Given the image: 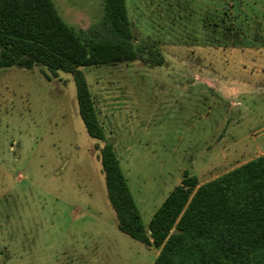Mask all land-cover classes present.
Segmentation results:
<instances>
[{
	"label": "rangeland",
	"instance_id": "374dc122",
	"mask_svg": "<svg viewBox=\"0 0 264 264\" xmlns=\"http://www.w3.org/2000/svg\"><path fill=\"white\" fill-rule=\"evenodd\" d=\"M84 39L104 0H52ZM141 56L80 67L104 141L59 71L0 68V264H152L118 230L109 143L146 227L186 171L199 184L264 153V0H125ZM159 53L161 65H150Z\"/></svg>",
	"mask_w": 264,
	"mask_h": 264
},
{
	"label": "trees",
	"instance_id": "16d2710c",
	"mask_svg": "<svg viewBox=\"0 0 264 264\" xmlns=\"http://www.w3.org/2000/svg\"><path fill=\"white\" fill-rule=\"evenodd\" d=\"M125 0H104L96 27L82 39L52 0H0V68H42L50 81L73 77L79 116L90 137L104 141L94 101L80 67L138 59ZM161 65L159 53H148ZM107 200L118 230L158 248L152 264H264V153L199 184L183 172L147 226L127 186L112 146L100 147Z\"/></svg>",
	"mask_w": 264,
	"mask_h": 264
}]
</instances>
